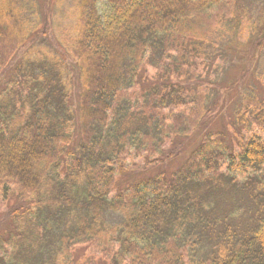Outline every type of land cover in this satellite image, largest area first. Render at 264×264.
Instances as JSON below:
<instances>
[{
  "label": "trees",
  "instance_id": "16d2710c",
  "mask_svg": "<svg viewBox=\"0 0 264 264\" xmlns=\"http://www.w3.org/2000/svg\"><path fill=\"white\" fill-rule=\"evenodd\" d=\"M234 3L77 0L75 146L63 63L35 54L22 12L0 3V203L14 192L25 203L0 237V264H77L78 247L105 264H264V100H242L237 148L206 135L169 180L116 191L134 160L159 165L168 146L175 157L198 125L205 92L185 83L209 59L202 30L231 22ZM249 45L261 50L264 31Z\"/></svg>",
  "mask_w": 264,
  "mask_h": 264
},
{
  "label": "rangeland",
  "instance_id": "374dc122",
  "mask_svg": "<svg viewBox=\"0 0 264 264\" xmlns=\"http://www.w3.org/2000/svg\"><path fill=\"white\" fill-rule=\"evenodd\" d=\"M77 0H0L6 2L17 15L22 12L29 35H35L36 41L32 51L54 56L63 63L67 86H69V106L75 117V128L72 135V145L79 140V73L75 59L70 51L78 37L79 18L75 11ZM20 10V11H19ZM234 14L231 22L222 23L214 28L216 18L209 19L206 25L208 36L214 41L210 49L209 59L197 69V76L185 85L197 87L205 92V113L189 135L179 140L181 143L177 155L167 160L171 147L165 148L166 158L159 165L143 168L139 160H134L133 166L126 175L116 180V191L136 182H144L160 175L165 181L176 172L198 147L201 139L210 134H217L225 146L237 148L243 137L241 126L236 123L242 100L256 97L264 100V46L252 56V39L261 38L264 31V0H235ZM26 50L19 49L8 63L13 67L16 61L22 59ZM27 56H32L33 53ZM10 68V69H11ZM10 69H8L10 71ZM7 70V71H8ZM6 80V75L0 79V89ZM23 199L14 192L0 203V237L6 239L14 226L11 212L24 206ZM104 218L108 224H119L123 217L120 213L107 212ZM74 262L77 264H105L104 260L95 254L87 253L84 247H78L74 252Z\"/></svg>",
  "mask_w": 264,
  "mask_h": 264
}]
</instances>
